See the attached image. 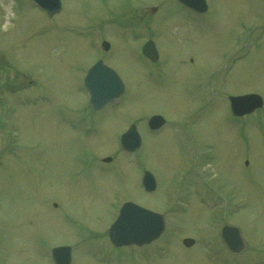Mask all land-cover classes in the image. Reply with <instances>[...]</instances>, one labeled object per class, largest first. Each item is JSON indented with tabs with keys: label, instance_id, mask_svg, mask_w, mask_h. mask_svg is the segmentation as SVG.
<instances>
[{
	"label": "rangeland",
	"instance_id": "obj_1",
	"mask_svg": "<svg viewBox=\"0 0 264 264\" xmlns=\"http://www.w3.org/2000/svg\"><path fill=\"white\" fill-rule=\"evenodd\" d=\"M207 1L209 13L196 23L186 20L188 14L178 12L173 0H62L63 9L51 19L33 0H0V93L11 97L9 87L19 84V90L24 85L46 97L38 106L16 101L21 138L9 151L17 157L13 155L4 171L0 168L1 264H48L35 249L45 251L42 242L60 237L76 245V233L92 228L93 237L75 261L89 264L88 253L110 250L93 241L108 227L110 209L120 196L168 212L172 241L152 247L146 262L142 252H136L138 264H210L204 256L213 253L231 259L215 228L206 223L219 221L220 210L208 211L201 201L214 195L193 169L197 159L192 139L169 131L170 121L162 133L147 134L140 165L137 156L129 158L117 145L127 121L143 131L142 115L155 112L184 122L192 115L203 179L211 183L215 171L213 185L223 193L230 190L235 197L231 205H242L230 219L252 248L237 264H264V104L256 113L235 119L226 98L254 93L264 98V20L259 18L264 0ZM152 7L157 9L152 12ZM99 32L112 45L106 64L120 75L126 92L115 104L94 112L81 80L84 67L97 57L91 43ZM151 34L161 53L155 67L139 54ZM205 83L211 86L207 96H213L212 101L200 100ZM80 114L99 126L98 134L85 138L98 166L84 152L87 163L81 170L75 159L83 142L71 125L76 116L81 121ZM108 156L112 161L103 162ZM142 166L155 175L158 188L153 194L142 188ZM179 185L186 192L178 201L188 195L192 204L186 210L178 202L171 211L166 205L175 199L173 189ZM45 194H52L70 224L45 206ZM183 237H193L196 243L185 248ZM208 243L215 249H206Z\"/></svg>",
	"mask_w": 264,
	"mask_h": 264
},
{
	"label": "water",
	"instance_id": "obj_2",
	"mask_svg": "<svg viewBox=\"0 0 264 264\" xmlns=\"http://www.w3.org/2000/svg\"><path fill=\"white\" fill-rule=\"evenodd\" d=\"M147 48H148V53H150L152 58L156 59L157 58V54L155 53L154 45H148ZM96 71L99 72V66L98 65L95 66V68H93V70L91 71V73L89 75L90 78H89V81H88V86H90V88L95 93V101L93 102L94 106L99 107L98 106L99 105L98 101L96 99V95L98 96L97 98H99V97H105V96H107V94L109 95V93H111L112 91L115 92L116 88L118 86L117 82L119 80H118V78H117L118 81L116 79H115V81L113 79L112 80L110 79L109 82H110V84L112 83L111 84L112 86L111 85H107V86H104V88L97 87V86L93 85L92 82H90V79H91L93 73H95ZM235 99L240 100L242 106L249 105V106H254L253 108H255V107H259V106L262 105L261 98L259 96H257V95H255V96L254 95H249V96H245V97H241V98H235Z\"/></svg>",
	"mask_w": 264,
	"mask_h": 264
}]
</instances>
